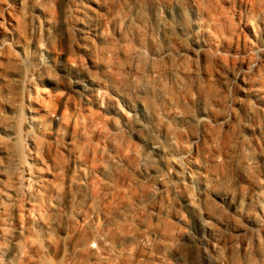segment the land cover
<instances>
[{
    "label": "rangeland",
    "instance_id": "rangeland-1",
    "mask_svg": "<svg viewBox=\"0 0 264 264\" xmlns=\"http://www.w3.org/2000/svg\"><path fill=\"white\" fill-rule=\"evenodd\" d=\"M0 264H264L262 0H0Z\"/></svg>",
    "mask_w": 264,
    "mask_h": 264
},
{
    "label": "bare ground",
    "instance_id": "bare-ground-1",
    "mask_svg": "<svg viewBox=\"0 0 264 264\" xmlns=\"http://www.w3.org/2000/svg\"><path fill=\"white\" fill-rule=\"evenodd\" d=\"M76 84H78V85L81 87V89H82V88L84 89V86H82V84H79V83H76ZM151 149H154V150H152V151H155V149H157V148L154 147V145H153V147H152ZM156 151H157V150H156Z\"/></svg>",
    "mask_w": 264,
    "mask_h": 264
},
{
    "label": "clouds",
    "instance_id": "clouds-1",
    "mask_svg": "<svg viewBox=\"0 0 264 264\" xmlns=\"http://www.w3.org/2000/svg\"><path fill=\"white\" fill-rule=\"evenodd\" d=\"M262 3H264V0H262ZM93 246H95V245H93Z\"/></svg>",
    "mask_w": 264,
    "mask_h": 264
}]
</instances>
